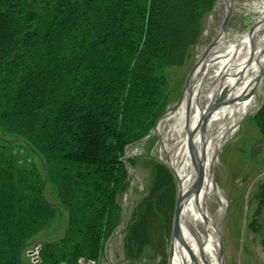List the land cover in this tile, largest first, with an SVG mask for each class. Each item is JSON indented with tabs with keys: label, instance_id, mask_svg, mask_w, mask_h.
Wrapping results in <instances>:
<instances>
[{
	"label": "trees",
	"instance_id": "obj_1",
	"mask_svg": "<svg viewBox=\"0 0 264 264\" xmlns=\"http://www.w3.org/2000/svg\"><path fill=\"white\" fill-rule=\"evenodd\" d=\"M215 3L0 0V264L100 257L122 220L123 156L164 123L170 66ZM262 105L254 121L264 134ZM149 164V194L125 229L130 260L149 244L153 219L168 231L178 197L171 170ZM54 223L63 226L58 240L35 239Z\"/></svg>",
	"mask_w": 264,
	"mask_h": 264
},
{
	"label": "rangeland",
	"instance_id": "obj_2",
	"mask_svg": "<svg viewBox=\"0 0 264 264\" xmlns=\"http://www.w3.org/2000/svg\"><path fill=\"white\" fill-rule=\"evenodd\" d=\"M233 9L227 10L225 19L212 25L210 32L206 25V16L210 11L205 14L200 20V34L189 45L185 54L180 56L183 61L180 63L177 59L178 63L170 66L171 102L167 107L169 108L167 117L157 131L152 133L154 126L152 134L128 145L127 155L123 156L129 173L128 186L119 195L122 220L112 235L114 237L111 236L107 240L97 259L108 262L105 250L110 243L115 258L112 263L107 264H171L174 261L175 247L177 248L179 240V237L174 238L172 230L175 211L172 224L165 234L158 222H155V219L152 220L153 223L149 227L150 242L136 260L127 259L124 250L125 229L139 215L140 207L138 209L137 207L149 194L148 189L152 178L150 161L160 160L171 170L179 192L186 174L178 175L177 166L183 162L186 163L189 154L195 151L194 146L198 145L199 140H195V143L191 142L194 134L195 139L198 137L200 139V135L203 137L205 133L204 142L210 141L215 148V156L219 159L215 162L216 164H213L212 172L209 173L207 180V186L214 192L199 202L188 200L185 203L189 214L193 216L190 222L187 221L189 226L186 234L187 232L190 234L187 239L191 236L188 248L200 253L210 252L213 249L211 252L217 255L219 264L221 260L222 264H264V200L261 201L264 191V187L261 186L264 182V134L254 121V116L264 103V49L258 53L254 61L244 62L254 45L250 41L253 34L264 27V4L250 7L242 17H234ZM228 32L236 33L231 50L240 51L233 61L235 75L240 74L245 66L250 69L232 82H228L229 84L225 87L219 83L211 84L209 80H206L204 86L207 87V91L210 90V96L205 97L202 104L206 105V102L210 101L208 106L213 108L210 121L214 119L216 122L214 125L211 124V128L209 126L206 128L208 117L205 115L198 117L194 133L184 140L182 134H177L182 129L178 126L174 130L172 125L186 114L184 106L202 79L203 74L197 78L193 77L198 67L199 52L204 46L214 48L218 38L221 41ZM238 84H241L245 91L243 90L233 105H240L241 109L239 113L225 115L227 109L231 108L228 99L231 88ZM217 121H219L218 124ZM187 131L189 132V129ZM30 160L31 157L27 152L23 153L22 161L27 163ZM182 190L183 207L188 189ZM44 192L51 203L58 204V199L48 186L45 187ZM182 215L181 211L180 219ZM214 229L217 230L216 234ZM63 234V226L54 223L40 231L35 239L56 241ZM175 240H177L176 243ZM182 247L188 249L185 244H182ZM26 254L33 262L28 251ZM195 259V262L203 261L202 256L198 260Z\"/></svg>",
	"mask_w": 264,
	"mask_h": 264
},
{
	"label": "bare ground",
	"instance_id": "obj_3",
	"mask_svg": "<svg viewBox=\"0 0 264 264\" xmlns=\"http://www.w3.org/2000/svg\"><path fill=\"white\" fill-rule=\"evenodd\" d=\"M259 4H264V0H216L215 7L206 16V25L208 27V31L210 32V27L212 25H215L219 20L223 21L225 19L227 10L233 9L236 6H238L236 7V9H233L232 13L234 14V17L235 16L242 17L250 7L257 6ZM235 34H236L235 32H228L225 34V37L221 41L218 38V41L215 44L216 46L214 48L213 47L211 48L209 46H204L203 49H201L199 52L198 65H197L198 67L193 77L197 78V76L203 74L202 79L197 85V88L192 94V97L190 96L188 101L186 100L187 102L184 106L186 114L183 117H180L178 121H176L174 125H172L174 130L178 126H179L178 128L182 129L178 131L177 134L179 133L182 134L181 136H183L184 140L188 135H192V133H194V130L196 128L195 124L197 123L198 117L200 116L203 117L204 115L208 117V122L206 123L205 126L206 128L207 126L211 128V124L213 123L214 125V123L216 122V120L214 119L210 121V118L213 114V108L208 106L210 101H207L206 105L202 104V100L205 97L210 96L209 95L210 90L207 91V87L204 86L206 80L207 81L209 80L211 84L216 85L219 83L223 87H225V85L229 84L228 82H232L233 80L242 76L245 71L247 72L250 69L248 66H245L241 69L240 74L235 75V71H234L235 65L233 61L237 58V56L240 53V51L231 50V46H234L235 43L233 40ZM250 41H252L254 45L252 46V51L245 59L244 61L245 63L249 61L251 62L254 61L255 57L258 56V53L264 49V27L259 28L253 34ZM243 90L244 87L241 84H238L233 88H231L228 97L231 108L227 109L225 115H229L237 112L239 113L241 106L233 105V103L242 94ZM218 122L219 121H217V124ZM202 124L204 127V123ZM188 129L189 132L187 131ZM195 136L196 135L194 134L191 141L195 143V140H199L197 142L198 145L196 144V146H194L195 151L189 154V157H187L186 159V163L183 162L182 164H179V166H177L178 175L179 173L186 174L182 182V189L187 188L188 190L186 193V199L184 201L183 207H182V199L179 207V209L183 212V215H182V219H180L181 218V211H180V218L178 225V230L180 232L179 240H178L177 248L175 247L176 250L175 258L171 264H219L217 255L214 252H211L213 249L210 250V252L208 251V252L200 253V252L191 251L188 248L189 240L191 236L189 237V239H187L188 235H190L188 232L186 234V230L188 229L189 226L187 224V221L190 222L189 220L193 219V216L189 214V209L187 206H185V203L188 200L199 202L202 198L214 192L212 188L207 186L208 184L207 180L209 177V173L212 172L213 164L219 159L218 156L217 157L215 156V148L213 147L212 144H210V141L208 140L209 142L206 143L204 142L205 133L203 134V137H201L200 135V139L199 137L198 139H195ZM206 151L208 152L207 154ZM179 189L183 197V190L180 187ZM191 190H193V193H191ZM214 230L216 234L217 230L216 229ZM174 242L176 243L177 240H175ZM182 244L187 245L188 249L186 250L184 247H182ZM200 256H202L203 261L199 260L195 262L194 261L195 257L198 260ZM220 264H222V260Z\"/></svg>",
	"mask_w": 264,
	"mask_h": 264
},
{
	"label": "built area",
	"instance_id": "obj_4",
	"mask_svg": "<svg viewBox=\"0 0 264 264\" xmlns=\"http://www.w3.org/2000/svg\"><path fill=\"white\" fill-rule=\"evenodd\" d=\"M113 237L114 236H112V238ZM115 247H116V243L114 244V248ZM105 252H106V259L108 260V262H106V263L101 261V260H99V259L82 256V257L79 258L77 264H107L109 262L112 263L114 258H115V255H114V252H113L112 245L110 243L108 244L107 249L105 250ZM28 254L31 255L33 261H36L37 255L35 253H31L29 251Z\"/></svg>",
	"mask_w": 264,
	"mask_h": 264
},
{
	"label": "water",
	"instance_id": "obj_5",
	"mask_svg": "<svg viewBox=\"0 0 264 264\" xmlns=\"http://www.w3.org/2000/svg\"><path fill=\"white\" fill-rule=\"evenodd\" d=\"M181 199H182V193L179 190L178 197H177L176 204H175V215H174V221H173V227H172L173 236L175 239H177L179 237V233H180L178 230V225H179V218H180V211H181L179 209Z\"/></svg>",
	"mask_w": 264,
	"mask_h": 264
}]
</instances>
